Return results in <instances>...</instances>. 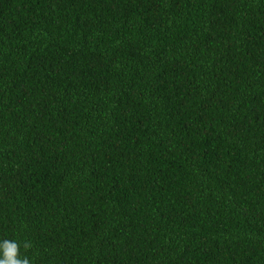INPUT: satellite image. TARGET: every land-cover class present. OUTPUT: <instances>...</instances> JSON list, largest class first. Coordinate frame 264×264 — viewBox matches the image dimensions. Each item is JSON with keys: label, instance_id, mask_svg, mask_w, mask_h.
I'll use <instances>...</instances> for the list:
<instances>
[{"label": "trees", "instance_id": "1", "mask_svg": "<svg viewBox=\"0 0 264 264\" xmlns=\"http://www.w3.org/2000/svg\"><path fill=\"white\" fill-rule=\"evenodd\" d=\"M4 240L264 264V0H0Z\"/></svg>", "mask_w": 264, "mask_h": 264}, {"label": "clouds", "instance_id": "2", "mask_svg": "<svg viewBox=\"0 0 264 264\" xmlns=\"http://www.w3.org/2000/svg\"><path fill=\"white\" fill-rule=\"evenodd\" d=\"M23 247L27 250L30 242H25ZM21 245L16 241L4 240L0 242V264H30L27 256L21 257Z\"/></svg>", "mask_w": 264, "mask_h": 264}]
</instances>
